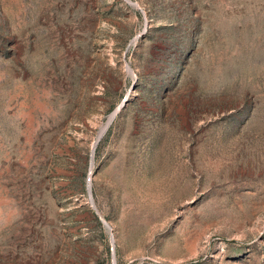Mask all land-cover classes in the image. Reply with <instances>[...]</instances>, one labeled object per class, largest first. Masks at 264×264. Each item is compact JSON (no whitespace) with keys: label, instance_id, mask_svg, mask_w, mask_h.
I'll list each match as a JSON object with an SVG mask.
<instances>
[{"label":"rangeland","instance_id":"rangeland-1","mask_svg":"<svg viewBox=\"0 0 264 264\" xmlns=\"http://www.w3.org/2000/svg\"><path fill=\"white\" fill-rule=\"evenodd\" d=\"M0 264H264V0H0Z\"/></svg>","mask_w":264,"mask_h":264},{"label":"water","instance_id":"water-1","mask_svg":"<svg viewBox=\"0 0 264 264\" xmlns=\"http://www.w3.org/2000/svg\"><path fill=\"white\" fill-rule=\"evenodd\" d=\"M128 67V66H127ZM114 111H112L111 113H113ZM113 115H111V117L109 118L108 121H110V119L112 118ZM87 190L89 191V185L87 186Z\"/></svg>","mask_w":264,"mask_h":264}]
</instances>
